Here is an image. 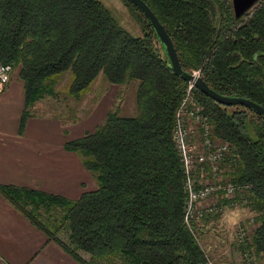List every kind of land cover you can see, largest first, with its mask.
<instances>
[{
	"label": "trees",
	"instance_id": "1",
	"mask_svg": "<svg viewBox=\"0 0 264 264\" xmlns=\"http://www.w3.org/2000/svg\"><path fill=\"white\" fill-rule=\"evenodd\" d=\"M123 1L141 20V35L130 34L100 0H0V62L18 68L24 89L19 132L37 101L56 96L67 71L75 98L99 74L112 84L136 82L133 114L112 107L93 131L63 144L94 175L96 189L76 199L14 185L0 184V191L46 241L80 264H203L199 221L192 230L184 221L183 166L172 139L187 82L171 70L148 19ZM143 1L170 35L184 70L200 68L214 91L264 107V0L246 19L234 16L231 0H180L188 4L183 10L179 0ZM194 92L213 135L230 144L222 173L250 186L237 201L254 214L250 249L264 262V118Z\"/></svg>",
	"mask_w": 264,
	"mask_h": 264
},
{
	"label": "crops",
	"instance_id": "2",
	"mask_svg": "<svg viewBox=\"0 0 264 264\" xmlns=\"http://www.w3.org/2000/svg\"><path fill=\"white\" fill-rule=\"evenodd\" d=\"M12 73L0 92V184L78 198L90 184L77 154L64 150L63 143L56 145L48 122L34 116L19 132L24 89ZM207 224L199 220L198 230L204 231ZM53 258L79 264L56 242L46 241L45 234L0 191V264H52Z\"/></svg>",
	"mask_w": 264,
	"mask_h": 264
},
{
	"label": "rangeland",
	"instance_id": "3",
	"mask_svg": "<svg viewBox=\"0 0 264 264\" xmlns=\"http://www.w3.org/2000/svg\"><path fill=\"white\" fill-rule=\"evenodd\" d=\"M100 1L130 34L141 35V20L138 19L136 11L132 10L123 0ZM157 47L162 52L159 43ZM17 73L18 68H14L12 78L16 77ZM69 80V71L61 74L55 85L56 96L42 98L35 103L33 111L31 110L32 116L35 117L34 120L48 122L56 145L58 142L64 144L66 141L80 138L85 133L93 131L103 121L106 111L112 107H116L123 115H131L135 111L136 82L134 81L126 85H117L107 82L103 75L99 74L90 91L80 98H75L68 92ZM189 125L195 131L192 142L196 141L198 144L196 125L192 122H189ZM86 172L87 181L90 184L87 185L86 190L90 187L97 188L98 184L94 175L88 170ZM90 180H93L94 185ZM202 180L209 181V174ZM223 208L221 213L209 217L207 229L199 234L196 233L199 245L205 258L207 256L215 264H245L242 251L247 248V245L244 247L237 240L236 232L239 226H244L251 234L254 229V221L251 222L254 214L244 201L233 205L226 203L223 204ZM57 234L62 238L66 235L63 229H60ZM256 258L262 261L257 256ZM51 263L69 264L67 261L54 258Z\"/></svg>",
	"mask_w": 264,
	"mask_h": 264
},
{
	"label": "built area",
	"instance_id": "4",
	"mask_svg": "<svg viewBox=\"0 0 264 264\" xmlns=\"http://www.w3.org/2000/svg\"><path fill=\"white\" fill-rule=\"evenodd\" d=\"M12 71V64L0 62V92L10 80ZM191 73L200 76L201 69L192 70ZM195 88L192 82H187L175 112L172 131V139L183 166L184 221L190 230L193 221L221 213L224 209L223 204L233 205L238 202L237 196H242L250 187L246 183L233 182L222 173V163L230 150V144L213 135L209 119L194 92ZM189 122L196 125L198 144L196 141L192 142L195 131ZM207 174L209 181H203L202 178ZM251 235L252 233L249 234L244 226L238 227L237 240L244 247L247 245L242 251L243 260L245 264H264L263 260L259 261L249 249ZM203 264L215 263L206 256Z\"/></svg>",
	"mask_w": 264,
	"mask_h": 264
},
{
	"label": "water",
	"instance_id": "5",
	"mask_svg": "<svg viewBox=\"0 0 264 264\" xmlns=\"http://www.w3.org/2000/svg\"><path fill=\"white\" fill-rule=\"evenodd\" d=\"M134 6H136L141 13L148 19L151 24L154 33L159 40L161 46L163 47L164 52L168 57L170 63V68L173 73L181 78L185 82H192L193 85L202 92L204 95L208 96L217 103H220L225 106L230 105H241L246 108L254 110L257 114L261 115L264 118V107L248 98L241 96H226L222 95L213 89H211L206 81L201 76H194L192 73L184 70L181 67L178 54L176 52L174 43L166 31L163 24L159 21L155 13L151 10L146 2L143 0H128ZM258 0H231L233 7V13L236 18H239L243 13L251 8Z\"/></svg>",
	"mask_w": 264,
	"mask_h": 264
},
{
	"label": "flooded vegetation",
	"instance_id": "6",
	"mask_svg": "<svg viewBox=\"0 0 264 264\" xmlns=\"http://www.w3.org/2000/svg\"><path fill=\"white\" fill-rule=\"evenodd\" d=\"M191 1V0H190ZM260 0H258L251 8H249L248 10H246L244 13H243V15H241L240 17H243V19H246V18H248L250 15H251V13H252V11H253V9H254V7L256 6V4L259 2ZM175 4V3H174ZM178 4V6H179V8H180V10H183L185 7H187V3H185V4H183V3H181L180 2V0H179V2L177 3ZM165 5H171L170 3H166V2H164L163 4H162V7H164ZM232 5V4H231ZM148 6H149V4H148ZM150 7V6H149ZM151 8V7H150ZM252 9V10H251ZM151 10L153 11V9L151 8ZM163 10H167V9H163ZM251 10V11H250ZM232 11H233V7H232ZM250 11V12H249ZM154 12V11H153ZM234 12V11H233Z\"/></svg>",
	"mask_w": 264,
	"mask_h": 264
}]
</instances>
